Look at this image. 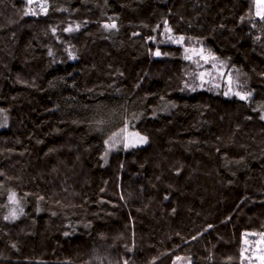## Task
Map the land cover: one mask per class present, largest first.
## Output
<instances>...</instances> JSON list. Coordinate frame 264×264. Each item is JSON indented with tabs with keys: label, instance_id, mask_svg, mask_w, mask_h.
Segmentation results:
<instances>
[{
	"label": "trees",
	"instance_id": "1",
	"mask_svg": "<svg viewBox=\"0 0 264 264\" xmlns=\"http://www.w3.org/2000/svg\"><path fill=\"white\" fill-rule=\"evenodd\" d=\"M256 5L0 0V264L264 263ZM59 70V114L47 117ZM123 127L147 143L107 155Z\"/></svg>",
	"mask_w": 264,
	"mask_h": 264
},
{
	"label": "rangeland",
	"instance_id": "2",
	"mask_svg": "<svg viewBox=\"0 0 264 264\" xmlns=\"http://www.w3.org/2000/svg\"><path fill=\"white\" fill-rule=\"evenodd\" d=\"M43 0H29L31 6L33 4H41ZM257 14L260 16L264 10V0H257ZM185 56L188 58H192L198 56L204 60V62H208L209 57L204 54L201 50L199 51H186L184 52ZM62 70L49 74L46 80V96H45V112L47 117L57 116L59 114V108L62 101ZM207 71V70H205ZM211 71V69H210ZM217 70L213 71L211 77L216 81ZM207 76H202V79L206 80ZM223 79L226 83H230V79L228 77H224ZM243 97V96H242ZM94 97V98H86L84 100L85 114L90 117L99 116L102 112V98ZM147 143L146 137L137 133L136 131L130 129L129 127H123L116 131L113 135L105 139L106 144V153L109 155L112 151L117 149H130L132 147L145 145ZM97 185H92L89 187L85 193L87 195V204L94 209L97 204ZM98 231V229H97ZM264 264V263H263Z\"/></svg>",
	"mask_w": 264,
	"mask_h": 264
},
{
	"label": "snow or ice",
	"instance_id": "3",
	"mask_svg": "<svg viewBox=\"0 0 264 264\" xmlns=\"http://www.w3.org/2000/svg\"><path fill=\"white\" fill-rule=\"evenodd\" d=\"M114 26V25H113Z\"/></svg>",
	"mask_w": 264,
	"mask_h": 264
}]
</instances>
